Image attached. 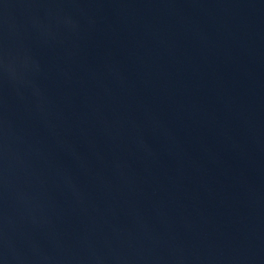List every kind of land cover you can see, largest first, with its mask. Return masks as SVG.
Segmentation results:
<instances>
[{
    "label": "water",
    "instance_id": "obj_1",
    "mask_svg": "<svg viewBox=\"0 0 264 264\" xmlns=\"http://www.w3.org/2000/svg\"><path fill=\"white\" fill-rule=\"evenodd\" d=\"M0 264H264V0H0Z\"/></svg>",
    "mask_w": 264,
    "mask_h": 264
}]
</instances>
